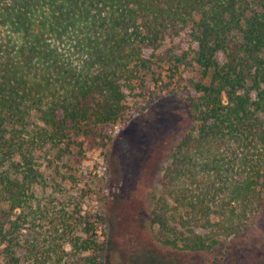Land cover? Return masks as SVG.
<instances>
[{"label": "trees", "instance_id": "trees-1", "mask_svg": "<svg viewBox=\"0 0 264 264\" xmlns=\"http://www.w3.org/2000/svg\"><path fill=\"white\" fill-rule=\"evenodd\" d=\"M166 96L177 133L129 152L139 177L161 172L147 211L161 250L139 240L125 162L110 160L109 215L63 188L86 138ZM0 206V264H104L110 220L128 264H264L229 244L264 209V0H0Z\"/></svg>", "mask_w": 264, "mask_h": 264}, {"label": "rangeland", "instance_id": "rangeland-1", "mask_svg": "<svg viewBox=\"0 0 264 264\" xmlns=\"http://www.w3.org/2000/svg\"><path fill=\"white\" fill-rule=\"evenodd\" d=\"M170 45L176 47L185 46V40L182 37L175 38L170 42ZM182 111L180 109V103L173 96H166L156 103L152 104L149 109L141 115H135L126 125L120 123H114L113 125H107L103 129L96 131L89 139L84 140L83 149L78 155L79 166L72 165L71 169H78L76 180L78 183H66L63 188V195L72 197L83 201L86 206V210L90 213L104 216L109 215L111 211V205L105 204L108 194L109 185L112 176L109 175L108 170L111 167L115 159H120L125 164L121 167V171L127 173L126 183L131 184L132 178L135 179V185H133V191L136 194V199L145 209V215L142 219L143 226L140 230L139 240L150 239L154 245L164 250L157 239L159 236V230L156 226L150 225V220L147 215L149 203H151L150 196L153 197V201L159 197L160 189L158 185V179L161 176V172L157 173L154 179H144L139 177V167L134 169L133 160L136 158L129 153L131 148H142V150L156 148L161 151H165L167 145L168 136L176 134L177 125L182 122ZM166 137V139H165ZM129 154V157H126ZM132 156V158H131ZM138 159V158H137ZM138 165V164H137ZM119 170V168H118ZM62 176L66 179L70 178V170H64ZM124 177V176H123ZM137 177V178H135ZM134 182V181H133ZM134 184V183H132ZM109 195V194H108ZM109 200V199H108ZM137 206V201H134ZM3 207L0 206V209ZM5 209V208H4ZM178 217V215H177ZM113 223L110 220V229L108 226H102L99 231V239L104 245V264H128L124 254V249L127 247L123 244L126 241L125 236L117 237L118 244L111 241L110 231L112 232ZM172 226L171 232L185 230ZM187 230V229H186ZM168 231V232H170ZM189 231V230H187ZM197 233H202L196 230ZM172 237L173 234L166 233L165 236ZM155 239V240H154ZM122 244V245H121ZM229 244L235 245V255L239 262L246 261L249 257L253 256L260 249L264 248V209L260 214L252 217L249 224L244 228L243 232L235 240H231ZM224 247L221 246L216 256H219ZM136 247H131L130 251L135 252ZM206 258V255H184V259L188 260V264H201V261ZM220 264H227V262H220Z\"/></svg>", "mask_w": 264, "mask_h": 264}]
</instances>
